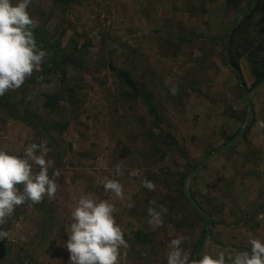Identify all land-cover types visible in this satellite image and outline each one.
<instances>
[{
	"label": "rangeland",
	"instance_id": "rangeland-1",
	"mask_svg": "<svg viewBox=\"0 0 264 264\" xmlns=\"http://www.w3.org/2000/svg\"><path fill=\"white\" fill-rule=\"evenodd\" d=\"M27 10L46 56L5 92L11 103L0 107V149L22 156L44 143L57 190L15 207L0 224L8 233L0 264H69L70 213L87 193L115 206L128 245L119 264H167V244L177 237L187 238L181 247L195 258L207 216L200 255L250 250V237L264 239V80L250 107L231 64L252 89L264 65V0H31ZM117 71L131 75L154 110ZM55 95L59 104L46 108ZM200 164L187 188L206 215L184 192ZM117 167L122 200L101 183ZM160 206L162 222L152 225L148 208Z\"/></svg>",
	"mask_w": 264,
	"mask_h": 264
},
{
	"label": "clouds",
	"instance_id": "clouds-1",
	"mask_svg": "<svg viewBox=\"0 0 264 264\" xmlns=\"http://www.w3.org/2000/svg\"><path fill=\"white\" fill-rule=\"evenodd\" d=\"M31 0H0V96L8 90L18 89L43 62L46 52L36 44L33 29L36 22L30 17ZM45 144L32 143L25 147L22 156L0 149V224L11 215L15 207L26 201L39 203L47 195L52 197L57 185L58 172L54 161L45 159ZM33 165L39 170L34 171ZM49 169H54L49 176ZM105 177L101 183L105 192L117 200L124 199V190L116 178ZM22 186V190L20 187ZM142 186L154 190L155 185L145 179ZM155 202L150 201V204ZM112 202L99 199L91 193L81 195L72 208L68 238L64 247L69 253V264H119L121 249L127 248L124 233L116 222ZM163 206L157 211L148 208L149 223L159 226ZM8 233L0 229V240ZM186 237L171 239L167 244V264H264V239L250 237V250L224 252L215 256L202 253L193 258L189 249L181 245Z\"/></svg>",
	"mask_w": 264,
	"mask_h": 264
},
{
	"label": "trees",
	"instance_id": "trees-1",
	"mask_svg": "<svg viewBox=\"0 0 264 264\" xmlns=\"http://www.w3.org/2000/svg\"><path fill=\"white\" fill-rule=\"evenodd\" d=\"M260 7V4H259V1L256 3L255 7L251 8V10L248 12H245L244 14V21L242 23H245L246 21L250 20L253 16V14L255 13V11ZM239 26V24H236L235 28L233 29V33L235 34V32L237 31V27ZM233 34V35H234ZM35 38V36H34ZM37 41L39 43L42 44V40L40 38L37 39ZM232 63V66L234 68V73L236 74V77L238 79V81L241 83L242 85V88L243 86L246 87L245 83L243 82V77H242V72H241V67H240V64L238 62H235V61H231ZM261 68V73H257V81L256 83L252 86V89H246V99H247V102H248V105L251 107V99L249 98L250 97V93L252 90H254L255 88H257L264 80V65H262ZM119 76L124 80V82L127 84L128 87H130L133 91V95L134 96H143L147 105L150 107V109L154 110L153 108V105L151 104V101H150V98H149V95L142 91L138 86H137V83L136 81L131 77V75L128 73V72H125V71H117ZM247 88V87H246ZM11 96L8 95V94H4L3 96H0V107H3L4 109L7 108L8 104L11 103ZM59 104V97L58 96H49L45 102V106L46 108H54V106H57ZM24 113H26V115L28 114L27 111H24ZM11 115V113H10ZM28 118V117H26ZM30 119H34V120H37V117L35 116H32L30 117ZM39 124H41L39 121H38ZM207 218V223H208V228H206L204 230V233H203V236L199 242V246H198V249H197V253H196V256L195 258H199L200 257V253H201V250H202V247L204 246V244L207 242L208 240V236H209V233H210V229H209V226L211 225L212 221L211 219L209 218V216L206 217Z\"/></svg>",
	"mask_w": 264,
	"mask_h": 264
},
{
	"label": "water",
	"instance_id": "water-1",
	"mask_svg": "<svg viewBox=\"0 0 264 264\" xmlns=\"http://www.w3.org/2000/svg\"><path fill=\"white\" fill-rule=\"evenodd\" d=\"M239 21H240V20H239ZM228 53H229V43H228ZM246 89H247V88H246L245 86H243V90H244L245 93H246ZM245 129H246V126H245L244 128H242V129L239 131L237 137H239L240 135H242V133L245 131ZM237 137H236L232 142H230V143H228L226 146H224V147L222 148V150L231 147V146L236 142ZM218 152H219V151H217L216 153L210 155L209 157H214ZM205 161H206V159H203L202 162H201V164H203ZM201 164L198 165V166L196 167V169L186 177V179H185V181H184V192H185V194H186L188 200L191 202L192 206H193V207H194V208H195L200 214H202V215H206L205 212L200 208V206L196 203V201H195V200L192 198V196L189 194V192H188V188H187L188 180H189L194 174H196V173L200 170Z\"/></svg>",
	"mask_w": 264,
	"mask_h": 264
}]
</instances>
